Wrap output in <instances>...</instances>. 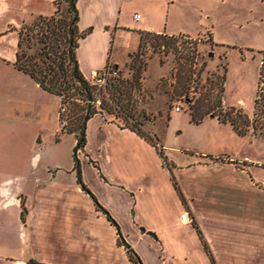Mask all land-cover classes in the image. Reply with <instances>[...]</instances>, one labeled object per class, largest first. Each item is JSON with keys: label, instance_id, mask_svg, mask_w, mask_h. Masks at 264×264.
<instances>
[{"label": "crops", "instance_id": "1", "mask_svg": "<svg viewBox=\"0 0 264 264\" xmlns=\"http://www.w3.org/2000/svg\"><path fill=\"white\" fill-rule=\"evenodd\" d=\"M57 1L0 0V226L11 223L19 240L11 255L0 246V264H132L116 243L114 225L90 195L118 222L120 240L138 257V249H144L154 264H211L207 253L213 264H264V168L231 157L206 162L203 154L187 158L175 151L173 156L158 143L174 164L170 173L183 200L195 213L198 237L191 221L180 219L188 211L167 168L133 132L95 115L87 124L84 149L97 166L77 157L79 149L78 168L73 166L74 135L67 163L54 158L49 147L65 134L59 132V97L18 70L14 61L18 28L52 14ZM133 1L75 0L77 28L87 31L75 51L85 78L90 71L102 73L108 62L116 64L108 55L117 30L134 38L133 50L141 31L175 35L160 31L148 17L138 24L121 17ZM51 122L52 136L46 133ZM116 140L138 145L147 154L123 150ZM112 207L129 218L126 229Z\"/></svg>", "mask_w": 264, "mask_h": 264}, {"label": "rangeland", "instance_id": "2", "mask_svg": "<svg viewBox=\"0 0 264 264\" xmlns=\"http://www.w3.org/2000/svg\"><path fill=\"white\" fill-rule=\"evenodd\" d=\"M64 7L65 3L60 2V12ZM133 13H138L140 20L133 18ZM121 17L135 24L148 17L160 31H171L175 35L157 37L143 32L133 50L134 38L117 30L109 44L108 55L109 60L116 61L117 70L115 74H105L96 84L97 99H105L114 113L120 111V104L131 106L135 117L143 123L141 130L154 134L157 148H161L158 143L162 145L165 154L174 156L178 151L187 158L208 155L206 162L221 160V156L231 157L264 168V135L250 132L238 135L228 123H220L215 116H205L194 123L188 114L194 105L204 100L208 90L210 103H214L215 94H220V106L214 107L215 114L228 107L251 114L259 59L264 52V0H137L122 10ZM32 22L23 25L22 36ZM161 42H166V46L159 45ZM129 52L135 53L142 66L140 78L133 84L130 81ZM111 65L108 62L107 69ZM110 78L130 84L120 86V95L111 93L110 82L116 83V80ZM220 82L222 92L219 93ZM118 115L117 122L121 124L119 119L124 111ZM105 118L108 122L112 117ZM92 122H97V118ZM53 126L52 122L46 126V133L50 136L54 134ZM72 135H61L60 142L49 147L62 165L68 161ZM123 141L116 140L123 150L147 154L138 145ZM77 152V157L97 166L95 157L87 148ZM160 161L170 173L174 164L167 159ZM185 204L187 215L195 224V213L189 209L186 200ZM112 210L121 220L119 224L126 229L129 218L123 216L120 207H112ZM18 245L17 228L7 221L1 223L0 246L6 248L5 253L11 255L10 251H16ZM138 250L143 256L142 259L139 257L142 264H154L152 255L142 248Z\"/></svg>", "mask_w": 264, "mask_h": 264}, {"label": "trees", "instance_id": "3", "mask_svg": "<svg viewBox=\"0 0 264 264\" xmlns=\"http://www.w3.org/2000/svg\"><path fill=\"white\" fill-rule=\"evenodd\" d=\"M60 2L65 3V7L60 12ZM55 10L48 16L38 15L34 17L33 22L26 27L25 34L22 36V24L17 31V49L15 54V67L28 74L42 89L55 94L59 97L58 118L62 126L59 128L61 133H71L74 135L75 143L72 148L73 166L77 169L79 161L75 156L77 149L84 148L86 142V128L88 121L95 115H99L103 120L106 116H111L109 123L119 129H127L144 140L145 143L153 147L159 158L165 159L161 148H157V137L147 131L141 130L142 122L135 117L131 106H123L120 104L119 113H123L121 124L118 121V112L110 108L105 99H97V86L90 82L81 73L75 51L79 39H81L87 31H79L76 25L77 10L75 0H61L54 3ZM143 33L139 32V35ZM151 33V32H145ZM159 37L166 36L161 33H151ZM171 37V35H167ZM162 43V44H161ZM159 45L166 46V42H161ZM131 68V83H136L140 78L142 66L137 60L135 53L129 54ZM108 63L105 64L101 78L105 74L116 73L117 65L112 64L110 69H107ZM112 81L115 78H110ZM222 80V77H220ZM116 80V79H115ZM125 83L128 87L130 84L127 81L117 79L115 82H110V91L122 92L120 86ZM128 84V85H127ZM105 88L107 84L105 83ZM101 86L99 87V89ZM131 88V87H130ZM219 93L222 92V86L218 87ZM209 90L203 97L204 100L192 107L189 118L192 122L198 123L205 116L216 117L220 123H228L231 129L238 135H245L247 132L252 134L264 135V52L259 59L257 78L255 84L254 97L252 101L251 114L247 115L241 112V109L228 107L226 110L214 113V107L220 106V94H215L214 103L209 102ZM113 101V100H112ZM117 104L116 102H114ZM63 108V111L60 109ZM117 118V119H116ZM116 119V120H115ZM204 157V156H202ZM169 181L175 189L178 197L183 201L182 194L172 174L169 175ZM83 190L85 186L81 185ZM87 191V190H86ZM96 208L105 214L108 221L114 225L117 235V244L122 245L128 260L132 264H141L137 253L124 241L120 240V231L118 225L104 208H101L95 198L90 195ZM197 236L199 237L198 229L191 222ZM203 245V244H202ZM204 249L205 246L203 245ZM206 251V249H205ZM207 253V251H206ZM209 261L213 264L210 254ZM32 261H28V264Z\"/></svg>", "mask_w": 264, "mask_h": 264}, {"label": "built area", "instance_id": "4", "mask_svg": "<svg viewBox=\"0 0 264 264\" xmlns=\"http://www.w3.org/2000/svg\"><path fill=\"white\" fill-rule=\"evenodd\" d=\"M133 18H138V15L137 14H134L133 15ZM101 75L102 73L100 74H97V72H94V71H90L89 74H88V80L94 84H97L99 81H101L103 78H101ZM175 110H179L178 107H175L174 108ZM61 111H63V108L60 109ZM59 119V118H58ZM63 123L65 122V120L62 121ZM62 122L60 123V121L58 122L59 124V128L62 126ZM180 219L181 220H185V221H190L188 215L186 212H182L180 214Z\"/></svg>", "mask_w": 264, "mask_h": 264}, {"label": "water", "instance_id": "5", "mask_svg": "<svg viewBox=\"0 0 264 264\" xmlns=\"http://www.w3.org/2000/svg\"><path fill=\"white\" fill-rule=\"evenodd\" d=\"M142 230V228H140Z\"/></svg>", "mask_w": 264, "mask_h": 264}]
</instances>
